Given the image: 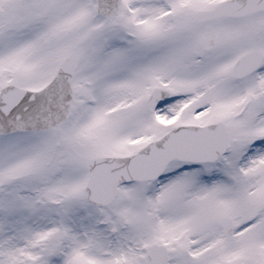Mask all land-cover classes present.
<instances>
[{
    "label": "snow or ice",
    "instance_id": "obj_1",
    "mask_svg": "<svg viewBox=\"0 0 264 264\" xmlns=\"http://www.w3.org/2000/svg\"><path fill=\"white\" fill-rule=\"evenodd\" d=\"M0 264H264V0H0Z\"/></svg>",
    "mask_w": 264,
    "mask_h": 264
}]
</instances>
